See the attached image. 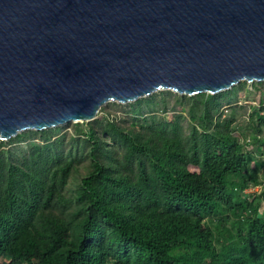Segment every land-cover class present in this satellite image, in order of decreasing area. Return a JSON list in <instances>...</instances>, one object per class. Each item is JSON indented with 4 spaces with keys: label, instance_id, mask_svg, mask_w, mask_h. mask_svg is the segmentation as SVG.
<instances>
[{
    "label": "trees",
    "instance_id": "obj_1",
    "mask_svg": "<svg viewBox=\"0 0 264 264\" xmlns=\"http://www.w3.org/2000/svg\"><path fill=\"white\" fill-rule=\"evenodd\" d=\"M230 92L180 94L185 125L138 111L67 140L58 126L16 134L20 156L0 147V264H264V113L249 115L246 148L235 106L221 108Z\"/></svg>",
    "mask_w": 264,
    "mask_h": 264
},
{
    "label": "water",
    "instance_id": "obj_2",
    "mask_svg": "<svg viewBox=\"0 0 264 264\" xmlns=\"http://www.w3.org/2000/svg\"><path fill=\"white\" fill-rule=\"evenodd\" d=\"M238 77H264V0H0V139Z\"/></svg>",
    "mask_w": 264,
    "mask_h": 264
},
{
    "label": "rangeland",
    "instance_id": "obj_3",
    "mask_svg": "<svg viewBox=\"0 0 264 264\" xmlns=\"http://www.w3.org/2000/svg\"><path fill=\"white\" fill-rule=\"evenodd\" d=\"M227 89L232 90L233 93L230 92L222 95L224 97L221 98V108L223 111H226V109H229V105L235 106V120L232 122L234 134L238 136L240 142H246L248 140V143L251 145L248 143L247 145L245 144L246 148H253L252 143L249 141L251 138V130L247 123L251 113L254 114V112H257L260 115L264 113V78L251 81L241 79ZM224 90L226 89L217 92H222ZM180 94L183 93H177L170 89H159L126 102L111 100L100 105L93 118L89 120L69 121L52 127L58 126V134H64L65 140H67L73 136H82L79 129L84 130L87 127L85 121L91 124L95 129H100L105 121L109 119H115L121 124L127 125L131 120V116L136 115L138 111L142 113V115L151 116L155 119L170 118L172 114L180 113L184 117L182 124L185 125L186 122H188L186 108L190 103V99L187 97L180 98ZM185 95L188 96L187 94ZM137 99H141L139 104L135 103ZM228 100L230 101L229 103H227ZM261 107L263 109H260ZM76 122H78V124ZM32 130L36 129H24L19 132L25 131L26 137L32 136L33 138H36L38 135L33 134ZM19 132H16L15 134H18ZM258 137H264V129L261 130ZM0 140L3 141V145L0 147L10 148L11 154L15 156H20L22 150L26 147V140H19L16 138V135H11L8 138ZM254 160L255 163H258V161L261 162L260 167L257 169L256 179L258 182H263L264 155H259L256 152L254 154ZM87 165V158L80 161L77 169H75L68 178L66 184L67 191L73 190L80 175L86 171ZM190 168L192 167L190 166ZM258 189L259 183H256L255 185L246 187L242 192H256ZM260 206L262 214H264V206L262 204Z\"/></svg>",
    "mask_w": 264,
    "mask_h": 264
},
{
    "label": "bare ground",
    "instance_id": "obj_4",
    "mask_svg": "<svg viewBox=\"0 0 264 264\" xmlns=\"http://www.w3.org/2000/svg\"><path fill=\"white\" fill-rule=\"evenodd\" d=\"M264 78V77H263ZM262 78V79H263ZM241 79H243V80H247V79H245V78H240V77H238V81L239 80H241ZM251 81V80H250ZM159 89H170V90H173V89H171V88H161V87H157V88H155V89H152V90H150V91H148L147 93H141V92H139V93H137V95L136 96H138V97H140V96H144V95H147V94H149V93H151L152 91H155V90H159ZM174 91V90H173ZM176 92V91H175ZM137 97V98H138ZM111 100H114V101H117V102H126V101H130V100H133V98H127V99H124V100H119L118 98H116V97H114V98H108V99H106V100H104L103 102H101L100 104H99V106L100 105H102V104H104V103H106V102H108V101H111ZM99 106H98V108H99ZM98 108H97V110H98ZM89 119V118H88ZM80 120V119H79ZM84 120H86V119H84ZM69 121H73V120H69ZM91 121V120H90ZM21 129H23V128H21ZM18 130H20V129H18Z\"/></svg>",
    "mask_w": 264,
    "mask_h": 264
}]
</instances>
